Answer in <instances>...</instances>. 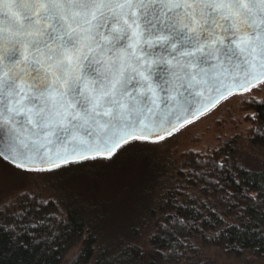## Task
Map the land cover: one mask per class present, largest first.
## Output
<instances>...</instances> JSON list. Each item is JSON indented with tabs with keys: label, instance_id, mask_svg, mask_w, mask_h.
<instances>
[{
	"label": "snow or ice",
	"instance_id": "snow-or-ice-1",
	"mask_svg": "<svg viewBox=\"0 0 264 264\" xmlns=\"http://www.w3.org/2000/svg\"><path fill=\"white\" fill-rule=\"evenodd\" d=\"M259 85L264 0H0V155L25 172L163 140Z\"/></svg>",
	"mask_w": 264,
	"mask_h": 264
},
{
	"label": "trees",
	"instance_id": "trees-1",
	"mask_svg": "<svg viewBox=\"0 0 264 264\" xmlns=\"http://www.w3.org/2000/svg\"><path fill=\"white\" fill-rule=\"evenodd\" d=\"M249 108L250 143L264 147V101ZM151 143L63 166L54 197L0 209V264H64L76 245L69 264H185L195 242L263 259L264 166L240 168L229 143L175 165Z\"/></svg>",
	"mask_w": 264,
	"mask_h": 264
},
{
	"label": "rangeland",
	"instance_id": "rangeland-1",
	"mask_svg": "<svg viewBox=\"0 0 264 264\" xmlns=\"http://www.w3.org/2000/svg\"><path fill=\"white\" fill-rule=\"evenodd\" d=\"M264 101V85L221 101L207 114L193 120L166 136L163 140L144 145L151 155L178 164L184 154H207L229 143L232 160L240 168L257 170L264 166V147L252 145L249 140L254 102ZM50 173L25 172L0 159V209L19 198L48 200L54 197V181ZM195 252L188 255L185 264H264L249 254L234 257L210 246L194 244ZM79 245L65 256L64 264L74 258Z\"/></svg>",
	"mask_w": 264,
	"mask_h": 264
},
{
	"label": "water",
	"instance_id": "water-1",
	"mask_svg": "<svg viewBox=\"0 0 264 264\" xmlns=\"http://www.w3.org/2000/svg\"><path fill=\"white\" fill-rule=\"evenodd\" d=\"M211 111V110H210ZM210 111H208V112H210ZM207 112V113H208ZM207 113H205V114H207ZM204 114V115H205ZM203 116V115H202ZM201 117V116H200ZM199 118V117H198ZM186 125V124H185ZM184 125V126H185ZM183 127V126H182ZM182 127H180V128H182ZM180 128H178V129H180ZM177 129V130H178ZM176 130V131H177ZM175 132V131H174ZM147 142H150V141H147ZM121 148V147H120ZM118 150V149H117ZM0 159L2 160V161H4V162H6V163H8L9 165H11V166H13V167H15V168H18V167H16V165L14 164V163H12L9 159H7V158H5V156L4 155H0ZM87 160H91V159H87ZM87 160H83V161H87ZM83 161H79V162H83ZM79 162H76V163H79ZM76 163H68L67 165H71V164H76ZM64 166H66V165H64ZM18 169H21V168H18ZM21 170H23V169H21Z\"/></svg>",
	"mask_w": 264,
	"mask_h": 264
}]
</instances>
